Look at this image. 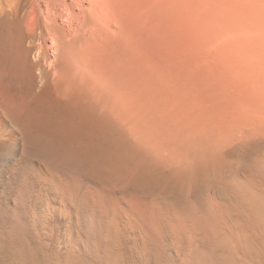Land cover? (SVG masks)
<instances>
[{
  "label": "bare ground",
  "instance_id": "6f19581e",
  "mask_svg": "<svg viewBox=\"0 0 264 264\" xmlns=\"http://www.w3.org/2000/svg\"><path fill=\"white\" fill-rule=\"evenodd\" d=\"M97 3L0 0V264H264V102L127 74Z\"/></svg>",
  "mask_w": 264,
  "mask_h": 264
},
{
  "label": "rangeland",
  "instance_id": "374dc122",
  "mask_svg": "<svg viewBox=\"0 0 264 264\" xmlns=\"http://www.w3.org/2000/svg\"><path fill=\"white\" fill-rule=\"evenodd\" d=\"M97 1L100 8L108 7L103 6L107 17L120 20L119 34L111 36L110 46L115 53L118 45L127 74L139 70L142 80L149 77L145 82L184 92L193 111L200 107L198 111L206 112L211 106L216 114L232 111L237 104L245 110L263 104L264 0ZM248 90L253 92L250 99ZM252 97L258 104L250 105ZM211 107L207 113H212ZM235 111L240 112L239 105Z\"/></svg>",
  "mask_w": 264,
  "mask_h": 264
}]
</instances>
